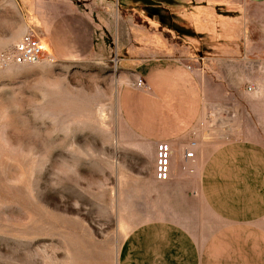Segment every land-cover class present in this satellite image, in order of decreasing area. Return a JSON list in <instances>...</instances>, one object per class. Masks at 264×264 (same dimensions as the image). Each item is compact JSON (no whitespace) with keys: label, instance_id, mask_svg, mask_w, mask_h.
<instances>
[{"label":"rangeland","instance_id":"1","mask_svg":"<svg viewBox=\"0 0 264 264\" xmlns=\"http://www.w3.org/2000/svg\"><path fill=\"white\" fill-rule=\"evenodd\" d=\"M103 4L91 14L98 31L89 57L60 61L41 46L52 60L14 65L23 38L42 45L41 21L33 0H0V264H118L134 227L180 217L158 196L143 195L150 157L121 128L117 96L129 59L170 54L202 80L231 76L253 94L250 138L264 143V0ZM163 42L175 51L143 52ZM226 107L230 119L249 110ZM219 116L208 105L193 133L206 153L239 137L220 139ZM195 200L191 209L202 213Z\"/></svg>","mask_w":264,"mask_h":264},{"label":"crops","instance_id":"2","mask_svg":"<svg viewBox=\"0 0 264 264\" xmlns=\"http://www.w3.org/2000/svg\"><path fill=\"white\" fill-rule=\"evenodd\" d=\"M103 5H107L103 0H33L41 21L40 43L60 61L89 57L98 31L91 14L101 12ZM175 48L163 42L143 46V52L173 53ZM127 62L118 109L125 137L150 157V186L143 195L158 196L165 202L164 211L180 217L134 227L123 240L117 263L264 264V143L250 138L257 119L251 109L252 92L242 91L231 76L202 80L187 69L189 62L170 54ZM137 78L145 88H136ZM231 104H237L238 111L243 104L249 110L230 119L224 111ZM208 105L222 118L213 126L220 139L235 133L239 137L222 141L208 153L199 143L194 162H183L188 143L201 142V134L193 133L204 126ZM161 142L174 151L172 173L165 182L154 176L156 145ZM195 199L200 200L202 213L191 209Z\"/></svg>","mask_w":264,"mask_h":264},{"label":"built area","instance_id":"3","mask_svg":"<svg viewBox=\"0 0 264 264\" xmlns=\"http://www.w3.org/2000/svg\"><path fill=\"white\" fill-rule=\"evenodd\" d=\"M42 55V47L39 42L35 40L34 37L26 36L15 46V53L11 55V60L14 65L19 64V62L30 64L32 61L52 60V57L49 54L46 56ZM187 69L194 72V68L191 64L187 65ZM134 85L139 89L146 87L145 83L140 78L135 81ZM195 148L196 142L190 141L187 148L184 149L183 162H194ZM173 163L174 151L170 144L167 142L158 143L155 150V179L161 182L169 180L172 173Z\"/></svg>","mask_w":264,"mask_h":264},{"label":"bare ground","instance_id":"4","mask_svg":"<svg viewBox=\"0 0 264 264\" xmlns=\"http://www.w3.org/2000/svg\"><path fill=\"white\" fill-rule=\"evenodd\" d=\"M16 45V44H15ZM42 46V45H41ZM43 47V46H42ZM45 48V47H43ZM46 50V49H45ZM42 61H47V60H39V61H32L30 64H36V63H39V62H42ZM28 63L26 62H19V64H16V65H26Z\"/></svg>","mask_w":264,"mask_h":264}]
</instances>
